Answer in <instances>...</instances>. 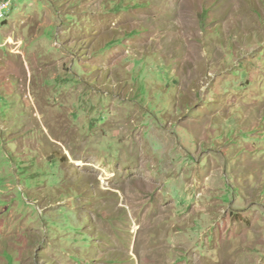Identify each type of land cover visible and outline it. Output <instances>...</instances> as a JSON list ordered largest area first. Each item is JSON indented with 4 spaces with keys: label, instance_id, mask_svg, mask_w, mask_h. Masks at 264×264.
Segmentation results:
<instances>
[{
    "label": "rangeland",
    "instance_id": "rangeland-1",
    "mask_svg": "<svg viewBox=\"0 0 264 264\" xmlns=\"http://www.w3.org/2000/svg\"><path fill=\"white\" fill-rule=\"evenodd\" d=\"M0 264H264V0H0Z\"/></svg>",
    "mask_w": 264,
    "mask_h": 264
},
{
    "label": "bare ground",
    "instance_id": "bare-ground-1",
    "mask_svg": "<svg viewBox=\"0 0 264 264\" xmlns=\"http://www.w3.org/2000/svg\"><path fill=\"white\" fill-rule=\"evenodd\" d=\"M127 153H129V152H127ZM134 155H136V156H137V154H134Z\"/></svg>",
    "mask_w": 264,
    "mask_h": 264
}]
</instances>
